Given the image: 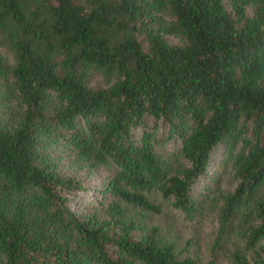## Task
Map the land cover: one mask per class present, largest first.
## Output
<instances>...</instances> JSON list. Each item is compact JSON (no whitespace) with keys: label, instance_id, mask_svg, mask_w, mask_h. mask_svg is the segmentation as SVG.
I'll use <instances>...</instances> for the list:
<instances>
[{"label":"trees","instance_id":"16d2710c","mask_svg":"<svg viewBox=\"0 0 264 264\" xmlns=\"http://www.w3.org/2000/svg\"><path fill=\"white\" fill-rule=\"evenodd\" d=\"M155 192L264 264V0H0V264H199Z\"/></svg>","mask_w":264,"mask_h":264},{"label":"rangeland","instance_id":"374dc122","mask_svg":"<svg viewBox=\"0 0 264 264\" xmlns=\"http://www.w3.org/2000/svg\"><path fill=\"white\" fill-rule=\"evenodd\" d=\"M168 40L171 37L167 36ZM99 78V75L93 74L90 76L89 83ZM217 149L213 152L210 162L211 166H214L218 159ZM106 174L103 169H96L83 176V182L92 188L98 186L102 177ZM225 184L224 178L222 184ZM93 193V192H90ZM153 198L160 202L163 208V212L149 216V221L158 223L161 229V233L166 237H175L177 247L185 248V252H188L196 257L199 264L205 262L208 258H213L216 264H231L229 258L226 256L222 248L213 246L212 233L215 227V218L212 215L206 217H197L192 221L183 219L181 215L173 214L169 211L170 207L166 206L167 201L163 200L158 193L153 194ZM173 215V216H171ZM169 216L171 219H169ZM227 246H231L227 243ZM228 248V247H227Z\"/></svg>","mask_w":264,"mask_h":264}]
</instances>
